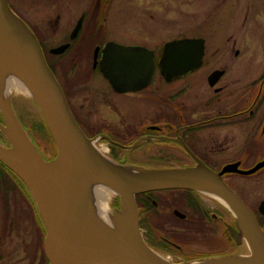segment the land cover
Wrapping results in <instances>:
<instances>
[{"label": "flooded vegetation", "instance_id": "flooded-vegetation-1", "mask_svg": "<svg viewBox=\"0 0 264 264\" xmlns=\"http://www.w3.org/2000/svg\"><path fill=\"white\" fill-rule=\"evenodd\" d=\"M122 1H75L73 10L79 11V16L70 31L61 38L58 44L69 42L70 46L58 55L61 56L73 47L90 51L93 45V52L98 47L96 65L93 66L92 52L91 66L102 76L99 70V61L101 49L106 42L115 41L126 45H135L131 42L118 41L111 37L106 30L107 20L115 19L121 15L120 9L114 7L113 4ZM196 3L200 14L208 12L206 21L212 20L209 23L212 26L205 27L204 22L206 21L203 20L201 23L203 26L198 24V29L200 28L201 31L197 35L185 34L179 38L203 39L204 53L201 65L197 69L168 82L158 69L159 51L162 45L159 47L154 45L155 48H153L148 44L136 43V45L144 46L154 52V70L147 86L132 92L117 93L102 76L114 93L149 100L159 99L166 103L167 107L149 108L138 114H131V116L126 114L123 109L113 107L102 110L86 109L84 117L80 118L79 115L78 119L72 113L83 132L87 131L89 138H96L94 143L98 146L105 145L107 153L104 152L110 159L118 163L165 168H201L203 166L211 172L220 173L223 182L254 212L264 233V216L257 209L258 204L264 198L256 206H253L230 184V180L236 177L248 180L259 176L264 172V166L251 174H241L232 169L226 170V167L232 166L234 169L246 171L264 159V70L258 77L260 81L258 83L250 81L246 90L239 97L234 93L228 95L233 97V100L229 102V107H220L221 96L226 89L225 85L221 84V80L226 74V68L220 67L212 70L222 71V74L212 85L208 81V76L212 71L205 77L212 92L198 100L189 98L188 92L184 88L175 92L163 93L155 91L156 88L153 86L156 80L161 85H173L200 71L206 64L208 50L214 47V43L209 44L204 36L206 29L217 32V22L220 21L222 30L226 31L230 21L242 8L246 11L241 20V26H239L240 31L247 33V41L251 39L248 35L252 37L254 32L258 33L256 36L260 35L259 37H261L264 34V0H196ZM80 18H82L80 29L76 37L70 39V34ZM102 22L105 24L104 27L101 25ZM84 27L87 28V32L83 35ZM30 28L33 31V28ZM33 32L35 33V31ZM41 33L36 30L35 34L43 53L45 50L49 53L51 47L47 48ZM173 39L178 38L169 40ZM239 50V48L234 49V55H237ZM67 70H65L66 78L70 92H72L76 81L67 75ZM68 98L66 97L72 111L73 107ZM157 101H154L155 105ZM12 105H14L15 112H18L15 109L17 106L15 100H12ZM16 114L20 118V115ZM0 122L3 123L1 113ZM238 125L244 127L246 132L245 136L240 139H237L236 134ZM28 134L35 140L31 131H28ZM0 143L4 147H9L7 139L2 134H0ZM36 148L38 149L39 146ZM38 150L43 155L40 148ZM55 156L56 152L53 158ZM6 177L13 183L12 178L17 179L0 165V181L4 182L3 191L5 194L14 190L12 182L11 185L6 186V182L9 181ZM26 190L28 191L27 188ZM4 196L6 195H3V198ZM135 200L138 226L144 242L152 251L170 261L183 262L249 253L247 243L237 227L232 212L220 197L208 190L154 189L135 194ZM2 221L7 225L5 228L9 231L12 219L6 210Z\"/></svg>", "mask_w": 264, "mask_h": 264}, {"label": "water", "instance_id": "water-1", "mask_svg": "<svg viewBox=\"0 0 264 264\" xmlns=\"http://www.w3.org/2000/svg\"><path fill=\"white\" fill-rule=\"evenodd\" d=\"M8 0H0V60L11 67L31 91L32 101L37 105L56 148V156H43L31 142L28 131L19 121L13 105L7 107L0 101V133L9 147L0 143V161L10 168L28 189L41 222L45 226L43 253L47 264H264V233L256 215L221 179L220 173L199 167L165 168L150 165L118 163L100 152L94 138L85 135L76 121L65 94L49 67L39 41L23 19L10 8ZM17 16L21 21H16ZM82 18L74 26L70 39L76 37ZM70 43L49 49V53H63ZM99 48L93 52V66L97 62ZM204 41L202 38H178L165 42L159 51L158 69L166 81L197 69L202 62ZM154 52L141 45H125L108 41L101 49L99 70L117 93L132 92L147 86L154 70ZM222 74L214 70L208 76L212 85ZM11 98V97H10ZM17 127L24 135L22 143L16 134ZM16 115V116H15ZM3 156L11 157V164ZM27 157V164L25 163ZM107 162L119 169H138L139 172L155 173L192 171L191 174L163 175L153 179H140V175H121L113 171ZM264 166V159L249 170L234 169L241 174H251ZM80 171L89 178L102 183L116 198L111 201L116 216L114 235L105 230L96 235L105 249L88 246L73 237V225L79 219L85 223L77 205L76 188ZM52 177L47 187L44 177ZM169 188L203 189L212 192L227 205L244 237L249 253L233 254L209 259L183 262L170 261L152 251L144 242L139 226L135 194L142 191ZM124 201L130 208V217L124 221ZM116 203V204H115ZM258 212L264 216V200L258 204ZM97 219L99 217L94 214ZM95 219V220H97ZM76 224H78L76 222ZM87 225V223H85ZM100 225L99 223H97ZM85 227L84 225H82ZM93 232L97 227L91 225ZM93 233V235H94ZM95 236V235H94ZM254 256L256 263L240 261L242 257Z\"/></svg>", "mask_w": 264, "mask_h": 264}, {"label": "rangeland", "instance_id": "rangeland-1", "mask_svg": "<svg viewBox=\"0 0 264 264\" xmlns=\"http://www.w3.org/2000/svg\"><path fill=\"white\" fill-rule=\"evenodd\" d=\"M75 1L78 0H8L7 2L11 10L27 25L34 28L35 32L36 30L39 33L42 32L41 36L45 39L47 48H50L59 44L61 38L70 31L79 16V11L73 10ZM113 6L120 9L121 15L107 20L106 30L110 36L121 42H131L135 45L136 43L148 44L153 48H155L154 45L163 46V42L185 34L197 35L201 31L200 28L198 29V24H201L203 20L206 21L208 14L207 11L199 13L196 0L190 2L186 0H123ZM245 11L244 8L238 11L226 31L222 30L220 21L217 22V32L206 29L204 36L209 44L214 43V47L208 50L206 64L200 71L173 85H161L156 80L153 85L156 88L154 90L168 93L184 88L189 98L198 100L212 92L205 77L214 68L222 67L226 68V74L221 84L225 85L226 89L221 96L220 107H229V102L233 100V97L228 96L230 93L239 97L250 81L258 83L260 81L258 77L264 70V34L259 37L260 35L256 36L258 33L254 32L252 37L248 35L251 39L247 41V33H242L239 28ZM211 21L204 22V26L209 27ZM101 25L105 26L103 22ZM84 29L83 35L87 32V28L84 27ZM92 47L93 45L90 51L73 47L61 56L49 53L51 59L58 58L59 61H54L67 68V75L76 81L73 85L74 89L70 92L71 96L69 97L66 93V97H69V102L73 107L72 112L77 119L84 117L85 110L89 108L99 110L109 107L119 108L131 116L145 109L168 106L159 99L149 100L114 93L101 74L92 69ZM236 48L240 50L237 55H234ZM56 76L61 83L59 74ZM12 100H15L17 105L15 109L18 111L16 113L20 115L22 124L26 125L35 137L34 140L32 136H29L31 142L39 146L45 157H53L56 152L54 142L46 138L41 128L35 125L37 111L34 103L32 104V97L24 98L13 95L10 98L11 105ZM154 101H157L156 105ZM236 134L237 139L245 136L244 127L238 125ZM96 146L100 152L107 153L105 145L96 144ZM17 179L12 178L14 183L11 179L6 182V186L11 185L12 182L14 187L13 191L6 194L3 191L4 182L0 181V264H41L42 225L38 221L37 210L32 199L22 182ZM230 184L253 206L264 198V172L248 180L233 178ZM3 195H6L4 196L6 201ZM115 198L116 194L110 192L106 201L107 205L110 206ZM5 210L12 219L9 231L2 221Z\"/></svg>", "mask_w": 264, "mask_h": 264}, {"label": "bare ground", "instance_id": "bare-ground-1", "mask_svg": "<svg viewBox=\"0 0 264 264\" xmlns=\"http://www.w3.org/2000/svg\"><path fill=\"white\" fill-rule=\"evenodd\" d=\"M16 18V21L20 23L21 21L17 16L14 15ZM15 75L18 77L21 81H23L18 74L9 67L6 63L0 60V101L4 103L7 107L11 109L10 106V97H3L2 91L4 87V81L9 75ZM24 82V81H23ZM25 84V83H24ZM26 85V84H25ZM13 119L17 128L16 134L19 137L18 139H21V142H26V139L24 138V135L21 133L19 128L17 127V123L15 121L14 115ZM4 159H6V162L8 164H11V157L9 156H3ZM25 163L27 164V157L25 160ZM108 166L115 172L120 173L121 175H128L129 172L136 173L138 169H132L127 168L125 169H119L115 165H112L110 162L108 163ZM192 171H183V172H168V173H155L154 171H143L139 172L137 174L140 175V179H153L162 177L163 175L173 176L178 174H191ZM45 183L48 188H50L53 184V178L45 176ZM111 191L106 188L102 183L93 180L92 178H89V175L84 172L80 171L78 180H77V188H76V205L82 215V217L85 219V223L81 222L79 219L73 225V237L77 239L78 241L92 247L96 248H103L105 249V244H103L102 240L99 239V236L96 235L100 230L106 231L110 235H114V229L116 225V216L112 213L110 215V218L114 224V227H109L107 224L103 223L100 219H97L94 214H96L99 217V213H101L104 209V206L107 205V200L109 197V193ZM130 217V208L128 206V203L124 201V207H123V213H121L120 218L124 221L128 220ZM97 219V220H95ZM99 223L100 225H98ZM84 225L85 227H83ZM91 225L97 227V231L94 233L92 230ZM94 233V235H93ZM242 262L247 263H256L257 260L254 256H248V257H242ZM213 264H225L222 262H214ZM229 264V263H228Z\"/></svg>", "mask_w": 264, "mask_h": 264}, {"label": "trees", "instance_id": "trees-1", "mask_svg": "<svg viewBox=\"0 0 264 264\" xmlns=\"http://www.w3.org/2000/svg\"><path fill=\"white\" fill-rule=\"evenodd\" d=\"M33 31H34V28H33ZM36 33V32H35ZM34 33V34H35ZM36 35V34H35ZM37 37V36H36ZM45 54H44V56H45V59H46V61H47V63H48V65H49V67L51 68V70H52V72L54 73V75H55V77H56V79H57V81L59 82V84H60V86L62 87V89H63V92H64V94L66 95V93L68 94V95H70V86H69V83H68V80H67V78H66V72H65V70L67 69V68H65L64 66H62L61 64H59L58 62H56V61H54V60H58V58H54V59H51L50 57V55H49V53L45 50V52H44ZM54 61V62H53ZM59 61V60H58ZM59 74V76H60V80H62L61 81V83H60V81H59V79H58V77L56 76V74ZM63 85V86H62ZM34 102L32 101V104H33ZM34 105V107H35V109H36V111H37V114H36V119L37 120H35V125L38 127V128H41V130H42V132H43V134L45 135V137L46 138H48V139H50L51 141H53L52 139H51V136H50V134H49V132H48V129H47V127H46V124H45V121H44V119H43V117H42V115H41V113H40V111H38L39 109H38V107H37V105L34 103L33 104ZM38 109V110H37ZM38 116H39V118H38ZM20 119V118H19ZM21 121V120H20ZM22 126L24 127V129H26L27 131H29L30 132V130L28 129V127H26L24 124H22ZM35 126V127H36ZM84 133H85V135L87 136V137H90L89 135H87L88 134V132L87 131H84ZM1 134V133H0ZM9 143V142H8ZM10 146V145H9ZM0 165H2V167L6 170V172H8V173H10V174H13L16 178H18L19 179V177L10 169V168H8L3 162H1L0 161ZM20 180V179H19ZM21 181V180H20ZM22 182V181H21ZM22 184H23V186L25 187V189H26V186L24 185V183L22 182ZM27 193H28V195H29V197L32 199V197H31V195H30V193H29V191H27ZM32 201H33V199H32ZM33 203H34V201H33ZM35 205V204H34ZM35 208H36V206H35ZM37 210V209H36ZM37 217H38V221L41 223V225H42V237H41V243H42V246H43V239H44V235H45V226L43 225V223L41 222V219H40V217H39V214H38V212H37ZM41 257H42V262H41V264H47L48 263V261H47V259H46V257H45V255H44V253L42 252L41 253Z\"/></svg>", "mask_w": 264, "mask_h": 264}, {"label": "clouds", "instance_id": "clouds-1", "mask_svg": "<svg viewBox=\"0 0 264 264\" xmlns=\"http://www.w3.org/2000/svg\"><path fill=\"white\" fill-rule=\"evenodd\" d=\"M18 96L24 98L31 97V91L29 88L15 75H9L4 81V87L2 91L3 97ZM112 214V209L109 205H105L101 213H99V219L107 224L109 227H114V224L110 218Z\"/></svg>", "mask_w": 264, "mask_h": 264}]
</instances>
